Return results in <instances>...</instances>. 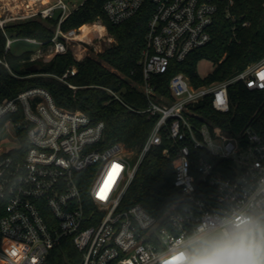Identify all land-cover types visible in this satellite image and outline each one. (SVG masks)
Here are the masks:
<instances>
[{"label": "built area", "instance_id": "2783aa9c", "mask_svg": "<svg viewBox=\"0 0 264 264\" xmlns=\"http://www.w3.org/2000/svg\"><path fill=\"white\" fill-rule=\"evenodd\" d=\"M235 2L105 1L103 10L111 24L129 21L145 6L152 9L139 61L141 82L135 87L146 99L145 109L137 112L157 121L136 147L104 146L103 122L91 123L81 111L57 106L45 89L0 101V133L13 129L18 141L15 148H0V264H50L53 250L67 239L79 253L80 264H186L202 239L240 219L264 226V135L250 123L229 135L216 126H193L189 118L207 98L214 110L228 112V86L234 83L264 93V58L227 80L199 87L185 74L174 73L168 82L169 104L157 102L158 85L153 82L211 42L220 12L233 22V35L239 26L248 28L250 23L231 11ZM34 4L18 12L0 10L5 54L16 40L38 51L43 47L36 39H11L5 32L9 23L34 18H58L48 46L54 55L66 53L83 27L101 26L105 32L96 34L106 40L108 31L101 21L62 30L61 24L80 5L70 7L63 0L43 8ZM0 67L10 70L1 56ZM75 74L72 68L60 80L75 89L66 80ZM107 92L123 103L118 93ZM18 113L28 125L25 150L12 119ZM155 150L164 159L173 156V186L180 197L161 216L125 201L142 163ZM102 187L103 199L98 195Z\"/></svg>", "mask_w": 264, "mask_h": 264}, {"label": "trees", "instance_id": "16d2710c", "mask_svg": "<svg viewBox=\"0 0 264 264\" xmlns=\"http://www.w3.org/2000/svg\"><path fill=\"white\" fill-rule=\"evenodd\" d=\"M105 1L83 0L79 8L61 24L62 30L68 31L101 21L116 43L99 54L98 59L87 56L76 61L71 52L67 51L43 64L30 61L34 51L19 55L9 51L5 54L6 36L0 30V56L10 66V70L0 67V101L13 98L26 90L45 89L57 106L81 111L89 117L91 123L103 122L104 146L123 143L127 148H133L147 139L157 121V117L137 112L145 109L146 99L135 87L141 82L139 61L145 47L147 23L152 9L145 6L129 21L111 24L103 10ZM263 5L264 0H236L231 11L238 18L243 17L250 26H239L234 35L231 32L233 22L220 12L211 30V42L192 51L184 62L174 64L166 75L154 78L153 82L158 85L157 102H171L168 82L174 73L185 74L192 86L199 87L227 80L247 64L264 58ZM58 24V18H36L9 23L5 32L11 39H36L43 42V49L48 50L49 41ZM201 61L212 62L214 71L201 76L198 72ZM73 66L76 74L68 75L66 80L75 89L60 80L63 75L69 74ZM107 90L118 93L123 103L114 99ZM228 97L230 110L225 113L214 110L210 98L196 106L193 117H189L193 126L200 128L207 124L210 128L216 126L234 135L250 123L264 135V93L250 91L243 84L234 83L228 86ZM9 118L6 116L4 119ZM12 119L17 124L16 135L25 150L28 125L23 121L21 113ZM174 161L173 156L170 159L162 158L159 150L151 152L127 190L126 203H139L152 215L161 216L180 198L173 186ZM80 260L71 239L63 241L49 257L50 264H80Z\"/></svg>", "mask_w": 264, "mask_h": 264}, {"label": "clouds", "instance_id": "9594fccd", "mask_svg": "<svg viewBox=\"0 0 264 264\" xmlns=\"http://www.w3.org/2000/svg\"><path fill=\"white\" fill-rule=\"evenodd\" d=\"M186 264H264V226L240 219L202 239Z\"/></svg>", "mask_w": 264, "mask_h": 264}, {"label": "rangeland", "instance_id": "374dc122", "mask_svg": "<svg viewBox=\"0 0 264 264\" xmlns=\"http://www.w3.org/2000/svg\"><path fill=\"white\" fill-rule=\"evenodd\" d=\"M70 7L73 5L79 6L83 2V0H63ZM32 3V2H31ZM4 10H7L4 8ZM36 19V18H34ZM94 24V23H93ZM99 35L93 33L87 36L86 40L80 41L79 38H76L75 41L69 44L68 50L73 55V58L76 61H81L85 59V57H93V59H98V55L102 54L105 49H108L110 45L112 46L115 42L114 38L107 32L105 36V41L99 40ZM110 39V40H108ZM86 41V42H85ZM38 47L26 42L14 41L11 45V53L14 55H19L26 51H34V54L31 56L30 61H39L43 64L50 62L54 58V54L50 53L47 49L40 48L38 51ZM105 66V63H103ZM73 68H75L73 66ZM76 69V68H75ZM215 69V66L212 62L201 61L198 65V72L201 76H206L212 73ZM13 129H10L9 132L3 131L0 133V148L2 150H9L11 148H15L17 146V140L13 135Z\"/></svg>", "mask_w": 264, "mask_h": 264}, {"label": "crops", "instance_id": "0c3cea01", "mask_svg": "<svg viewBox=\"0 0 264 264\" xmlns=\"http://www.w3.org/2000/svg\"><path fill=\"white\" fill-rule=\"evenodd\" d=\"M53 0H0V10L10 9L12 12L23 11L26 9L28 4L34 2V6L36 8L46 7L47 2H52Z\"/></svg>", "mask_w": 264, "mask_h": 264}, {"label": "bare ground", "instance_id": "6f19581e", "mask_svg": "<svg viewBox=\"0 0 264 264\" xmlns=\"http://www.w3.org/2000/svg\"><path fill=\"white\" fill-rule=\"evenodd\" d=\"M104 33V29L101 26L98 25H92V26H88V27H83L81 29V33L77 36V38L82 39V40H86L87 39V35H91L93 33Z\"/></svg>", "mask_w": 264, "mask_h": 264}, {"label": "snow or ice", "instance_id": "6c2138e0", "mask_svg": "<svg viewBox=\"0 0 264 264\" xmlns=\"http://www.w3.org/2000/svg\"><path fill=\"white\" fill-rule=\"evenodd\" d=\"M219 102H220V103H223L222 100H220ZM114 167H116V166H114ZM98 195H99V197H100L101 199L105 198V197H104V188H103V187L101 188L100 193H98Z\"/></svg>", "mask_w": 264, "mask_h": 264}]
</instances>
